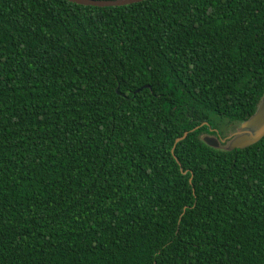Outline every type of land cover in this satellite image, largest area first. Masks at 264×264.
<instances>
[{"label": "trees", "instance_id": "obj_1", "mask_svg": "<svg viewBox=\"0 0 264 264\" xmlns=\"http://www.w3.org/2000/svg\"><path fill=\"white\" fill-rule=\"evenodd\" d=\"M263 91L264 0H0V264H264Z\"/></svg>", "mask_w": 264, "mask_h": 264}, {"label": "water", "instance_id": "obj_2", "mask_svg": "<svg viewBox=\"0 0 264 264\" xmlns=\"http://www.w3.org/2000/svg\"><path fill=\"white\" fill-rule=\"evenodd\" d=\"M81 5H91V6H118L125 5L134 2H139L142 0H67ZM206 122L202 123L205 124ZM187 131L183 133L182 136L175 139L173 147L175 144L185 138ZM264 136V91L259 99L257 107L254 113L242 123L239 127L231 132L226 137H218L216 135L205 134L202 136V140L208 146L218 148L220 143H226L225 148L227 150H232L235 148H244L246 146L252 145L259 141ZM173 150V148H172Z\"/></svg>", "mask_w": 264, "mask_h": 264}, {"label": "rangeland", "instance_id": "obj_3", "mask_svg": "<svg viewBox=\"0 0 264 264\" xmlns=\"http://www.w3.org/2000/svg\"><path fill=\"white\" fill-rule=\"evenodd\" d=\"M215 129V128H214ZM234 130V129H233ZM221 133V132H220ZM221 134H223V133H221Z\"/></svg>", "mask_w": 264, "mask_h": 264}]
</instances>
